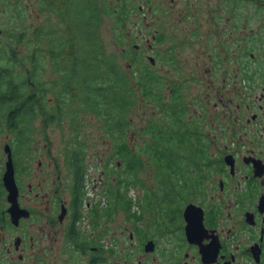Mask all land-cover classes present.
<instances>
[{"label": "flooded vegetation", "instance_id": "obj_1", "mask_svg": "<svg viewBox=\"0 0 264 264\" xmlns=\"http://www.w3.org/2000/svg\"><path fill=\"white\" fill-rule=\"evenodd\" d=\"M133 2L129 46L156 75L163 100L178 102L188 126L201 122L210 177L171 223L154 224L144 212L115 226L90 219L97 200L80 207L65 150L55 155L50 142L0 129V143L8 139L0 144V264H115L117 256L130 264H264V0ZM11 162L16 188L7 184ZM189 205L197 218L187 231Z\"/></svg>", "mask_w": 264, "mask_h": 264}, {"label": "trees", "instance_id": "obj_2", "mask_svg": "<svg viewBox=\"0 0 264 264\" xmlns=\"http://www.w3.org/2000/svg\"><path fill=\"white\" fill-rule=\"evenodd\" d=\"M23 2L0 0L7 14L0 27V129L28 141L53 126L62 128L67 120L72 132L67 168L79 181L82 208L91 198L85 189L86 141L80 136L85 116H93L109 146L103 172L115 182L108 179L103 192L108 205L101 208L97 200L90 219L121 213L137 221L145 212L154 224L171 223L204 188L213 159L201 122L188 126L178 102L163 100L156 75L129 46L124 28L136 3L34 0L44 18L32 27ZM106 20L112 21V45L103 37ZM140 101L146 107L137 125ZM147 103L158 111L150 115ZM136 187L141 195L134 198L129 191ZM138 205L141 215L133 212Z\"/></svg>", "mask_w": 264, "mask_h": 264}, {"label": "rangeland", "instance_id": "obj_3", "mask_svg": "<svg viewBox=\"0 0 264 264\" xmlns=\"http://www.w3.org/2000/svg\"><path fill=\"white\" fill-rule=\"evenodd\" d=\"M23 1H24L23 3H25L24 5L27 6L28 8V15H29L28 24L31 25L32 27L36 26L37 24L40 23V21L44 17L40 16L37 13V11H35V5L33 3L34 0H23ZM115 1L117 0H112V2H115ZM133 1H138L139 3V0H133ZM153 1H156V0H153ZM164 1L165 3L166 2L170 3V0H164ZM3 8H4V5L0 4V27L5 25L4 15H7L3 12ZM243 17L248 18L249 22L252 21L251 19L252 10L250 7L246 6L243 9ZM154 18L155 17H151V19H154ZM147 20L150 21V17H148ZM111 23L112 21L106 20L105 24L102 27V32H103V37L106 40V42L109 44L111 43L112 45L113 44L112 38L114 37V35L111 29V25H112ZM128 29L133 31L134 33L133 37L136 38L137 37L136 35H138V29H139L138 24L137 23L135 24V21H134L133 23H131V25H129ZM0 37H1V34H0ZM137 42L140 43L139 40H137ZM124 65H125V62H124ZM191 92L194 94V96L199 94L201 92L199 85ZM146 105L149 106L150 103H147ZM212 105H213V102L211 106ZM144 107H146L145 104L142 101H140L138 103V108L136 109V112L134 113V120L137 121V125L144 121L141 118V115L144 113L143 111ZM145 111L149 112L151 115L153 113H156L158 110H156L155 107L151 105L147 109L145 108ZM210 112H212V110H210ZM83 124L84 126H82L83 129H82L80 138L86 141L87 154H86L85 164H86V167L88 168L87 171L89 175V178L86 182V190L88 191L87 194L90 195L92 202H94L95 200H99V199H101V201H104L105 200L104 198L106 196L103 193L104 192L103 187L107 185L108 179L111 180L112 182H115V179L113 176H108L106 175L105 172H103L104 160L108 153L107 151L109 150L108 142L102 136H100V132L97 129H95V126H97V121L93 116L91 115L85 116ZM35 126L37 127L40 126L39 121L35 123ZM71 135H72V132L69 128L68 121L66 120L62 128L53 126L51 128H48V130L44 133L39 132L35 134L34 143L42 145L44 142H48V143L50 142V147L52 149V152L55 155H59V153L63 154L64 150L67 153L68 142H70L72 138ZM1 137L2 138H1L0 144L3 145L8 139L5 135H1ZM143 175H145V173H143ZM129 192H130L129 194L130 195L132 194L134 197L141 195V191L138 189V187H136L135 189H130ZM123 218H124L123 214L120 213L119 215H117L116 218H114V225L117 226L119 225V223H123ZM87 225H88V221L86 219L84 226L87 227ZM115 264H130V263H126L121 258V256H117L115 259Z\"/></svg>", "mask_w": 264, "mask_h": 264}, {"label": "water", "instance_id": "obj_4", "mask_svg": "<svg viewBox=\"0 0 264 264\" xmlns=\"http://www.w3.org/2000/svg\"><path fill=\"white\" fill-rule=\"evenodd\" d=\"M6 178L9 179V180H7V184L10 181V184L16 188L14 178H13L12 162L10 163V168L6 172ZM184 217H185L186 222H187V225H186L187 231H189L190 228L196 227L194 221H196L195 219L197 218V214L194 210L193 205H189L188 207H186V209L184 211ZM149 250H151V249H149Z\"/></svg>", "mask_w": 264, "mask_h": 264}]
</instances>
